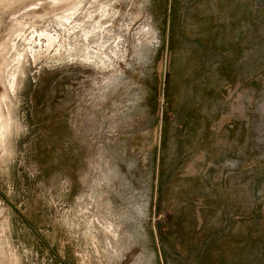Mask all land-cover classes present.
<instances>
[{
  "label": "rangeland",
  "instance_id": "1",
  "mask_svg": "<svg viewBox=\"0 0 264 264\" xmlns=\"http://www.w3.org/2000/svg\"><path fill=\"white\" fill-rule=\"evenodd\" d=\"M0 264H264V0H0Z\"/></svg>",
  "mask_w": 264,
  "mask_h": 264
},
{
  "label": "bare ground",
  "instance_id": "2",
  "mask_svg": "<svg viewBox=\"0 0 264 264\" xmlns=\"http://www.w3.org/2000/svg\"><path fill=\"white\" fill-rule=\"evenodd\" d=\"M1 74V73H0Z\"/></svg>",
  "mask_w": 264,
  "mask_h": 264
}]
</instances>
